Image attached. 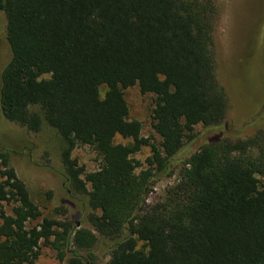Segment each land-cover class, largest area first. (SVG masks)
Returning a JSON list of instances; mask_svg holds the SVG:
<instances>
[{"label": "trees", "instance_id": "1", "mask_svg": "<svg viewBox=\"0 0 264 264\" xmlns=\"http://www.w3.org/2000/svg\"><path fill=\"white\" fill-rule=\"evenodd\" d=\"M0 11L12 52L3 116L29 132L46 125L58 133L57 175L92 212V230L43 219L0 150V206L11 207L0 211V264H37L42 247L61 262L69 255V264H92L99 245L108 264H264L257 140L210 139L164 198L148 203L155 179L173 174L172 160L197 127H229L232 94L217 78L214 0H0ZM134 87L156 96L157 146L130 120L124 92ZM256 107L264 113V104ZM80 146L97 152V171L73 158ZM145 147L152 156L143 170L133 157Z\"/></svg>", "mask_w": 264, "mask_h": 264}, {"label": "rangeland", "instance_id": "2", "mask_svg": "<svg viewBox=\"0 0 264 264\" xmlns=\"http://www.w3.org/2000/svg\"><path fill=\"white\" fill-rule=\"evenodd\" d=\"M218 9V21L215 30L217 78L226 85L231 95V111L228 129L206 128L199 126L194 130V140L186 142L183 149L172 160L173 174L161 176L154 181V188L148 203L153 205L162 200L169 188L179 179V173L185 162L208 141L216 136L225 135L233 142L257 140L258 145L251 150L253 157L264 151V113L255 110L264 104V0H214ZM8 20L0 11V93L2 75L11 61L12 52L7 38ZM106 89L102 88V94ZM129 107L131 121L142 124V136L151 140L155 146L161 139L154 132L153 113L156 108V96L143 95L139 87L124 92ZM259 103V104H258ZM241 127L243 129H241ZM226 132V133H225ZM117 138L116 144H127ZM63 142L58 133L44 125L38 133L29 132L5 119L0 107V150L10 154L19 179L26 185L34 203L40 208L43 219L56 222L69 221L80 229L92 230L89 217L92 212L87 205V197H72L58 177L63 169L61 149ZM250 154V155H251ZM152 156L151 148L145 147L135 155L134 160L146 169V161ZM73 158L87 173L97 171L101 158L88 146L78 147ZM141 169L138 170V173ZM264 187V177H258ZM11 213V207L4 204L0 211ZM88 258L87 253L81 254ZM92 264H108L109 251L102 245L93 252ZM70 256L61 262L56 252L49 248L40 249L37 264H69Z\"/></svg>", "mask_w": 264, "mask_h": 264}]
</instances>
